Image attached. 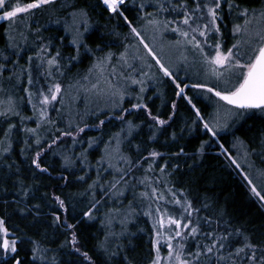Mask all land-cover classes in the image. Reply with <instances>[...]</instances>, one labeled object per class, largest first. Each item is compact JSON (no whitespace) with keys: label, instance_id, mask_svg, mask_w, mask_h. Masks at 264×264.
Instances as JSON below:
<instances>
[{"label":"snow or ice","instance_id":"1","mask_svg":"<svg viewBox=\"0 0 264 264\" xmlns=\"http://www.w3.org/2000/svg\"><path fill=\"white\" fill-rule=\"evenodd\" d=\"M128 2L129 0H98V3L106 9L108 19H115L118 23L123 21L129 28V35L138 38L143 44L146 54L139 59L143 61L144 67L151 71L153 64L148 63L150 56L154 58V64L158 67V72L153 74L154 78L160 73L168 78L175 98L170 101L173 111L167 120L160 114H153L146 102L145 80L140 77H147L149 73L136 68H132V75L117 72V65L128 63V49L125 48L120 52L119 60H116L111 49L105 52L101 43H97L94 48L89 45L85 37V33L89 31L88 9L73 5L68 10L63 0H29V2L0 0V20L8 24L5 29L8 43L4 50H0V58L5 61L0 63V76L7 69L8 78L15 80L13 88L17 93L21 91L22 78L27 82L22 88L26 95L0 94V118H3L5 123L10 117L19 118L24 131L21 153L28 157L29 150L35 149L29 162L41 171L48 170V166L42 162L44 156L54 147L59 148L68 140H71L73 146L80 145L82 150L80 153L65 151L64 164L74 165L76 161L72 156L76 155L85 165L81 171H86L89 149L104 143L103 153L96 166L97 176L85 189V192L92 195V199L87 205V210L81 209V216L87 220H94L101 207H106L109 202L116 204L118 201L127 200V205L106 207L101 223L111 226L113 220L119 218L120 224L124 226L129 221L139 222V219L146 218L151 231L146 228L139 231L149 236V255L144 257L147 264H264V239H257L254 229L233 226L230 217L225 219L224 206L217 207L218 200L209 199L208 192L193 194L191 186L177 187L185 183L183 179L177 177L179 165L171 164V158L164 160L163 163H159L158 160V158L162 159L163 155H167L166 153L162 154L155 147L142 148L141 145L135 146L137 155H132L131 152L125 153L120 145L127 137H120L118 133L110 136L108 141H103L99 137L79 139L90 125L84 123L81 126L82 120L78 122L70 112L65 117L64 113L67 109L64 107L63 97L66 88L73 87V84L66 85L61 79L66 75L65 65L62 62L63 53L51 38L40 35L43 25L36 29L31 27L33 22L39 23L36 19L37 12L46 15L49 23L62 25L63 31L71 36L70 43L75 48V55L67 58L68 65L78 61L82 54L103 53L96 57L88 69L89 73L93 70L98 72L96 83H90L85 87L81 81H87L88 77H81L73 83L86 92H93L108 99L112 108L120 111V119L126 121L128 136L140 127L135 121L127 120V115L133 110H143L151 118L152 127L156 131L149 139L154 140L156 132L160 131L159 126L167 125L173 119L178 107V99L184 100L196 119L191 121V125L181 128L180 133L185 130L191 131V128L197 126L199 122V126L203 127L207 136V139L201 140L192 155L188 157L192 159V164L187 165V170L191 171L194 167H198L207 149L213 146L226 155L231 164L239 168L236 158L221 142L219 130L234 126L229 122L242 120L246 114L254 115L253 110L264 113V5L257 12L240 5L236 0H139L138 4L133 0L136 9L143 12L140 17L142 22L146 21L154 31H159L161 34L171 31L176 36V39L169 44L180 49L181 54L176 60H172L159 55L145 42L141 31L129 18L130 10L126 7ZM146 8H151L152 11H147ZM61 10L63 15L52 19V16ZM233 12L237 20L242 23L232 24L231 33L234 42L225 47L223 27L227 21L224 17ZM254 20L255 28L251 27ZM81 21L83 24L80 23ZM30 35L34 38L30 39ZM100 38L104 40L106 37L101 33ZM57 39L63 42L66 37L59 36ZM33 46H36L35 50ZM53 47L56 48L55 52L51 51ZM189 51L193 53L191 61L187 55ZM24 52L29 54L25 64L21 65L19 61ZM12 56L16 59L7 63ZM184 65L188 66L187 69ZM193 67L196 70L190 75V69ZM104 71H109L107 77L103 76ZM181 71H184L183 78L179 75ZM113 74L118 77L115 82L111 79ZM130 85L139 86V91H129ZM0 93H7L2 83H0ZM125 97H132L136 102L124 107ZM198 97L212 102L211 112L202 111L198 106L200 104ZM147 99L150 100L151 97ZM25 102L31 106V116L22 115V105ZM105 107L107 108L108 105L105 104ZM52 112L56 113L55 117L51 115ZM97 112H100V109H97ZM33 118L36 126L28 127L27 121ZM106 119H99L96 127H102ZM16 127V124L8 123L4 130L0 145L7 144V146L0 148V155L12 151V130ZM123 131L124 129H121V132ZM41 132L45 135H41ZM171 136L175 139L177 133L174 131ZM114 138H116L115 147L111 143ZM235 140L244 143L239 137ZM85 143L88 145L87 148L83 147ZM261 143L264 144V133H261ZM183 154L184 147H180L176 153H173L172 158H179ZM196 156L201 160H196L194 158ZM105 162L107 168L101 173L99 169ZM0 163L9 170L12 169V164L7 161ZM170 164L171 168H169ZM109 172L112 175L104 180V176ZM261 175L264 176V173ZM244 176L250 186V194L258 199L261 207H264V188H258L247 173H244ZM60 179L68 181V177L64 175H61ZM79 179L83 180L84 177ZM64 186L66 187L67 184ZM98 192L101 193L99 198H97ZM21 194L25 197L29 195L26 188ZM129 195L131 199H128ZM211 196L215 197L216 194L212 193ZM51 199L57 206V210L50 213L51 223L56 227L63 226L70 232L66 242L83 257L82 264H97L87 251H81V247L77 246L79 236L76 229L81 221L75 224L68 223L66 215L62 218V212L67 213L69 210L66 200L55 193L52 194ZM15 202L16 198L13 197V203ZM33 208L37 210L38 216L40 205L28 204L18 211L31 214ZM213 208L215 212L210 211ZM10 218L7 213L0 214V264H9V262L54 264L56 257L50 258L47 255L51 250L50 246L43 247L39 240H30L31 247L24 248L27 233L19 226L9 224ZM33 221H36L35 216ZM123 231L124 229L121 233L105 232L104 240L98 244V248L107 253L105 264H111V261L116 259L119 260V264H138L134 257L129 256L128 246L119 241L115 251L108 250L111 236L122 235ZM259 235L264 236V232H260ZM131 251H135V248Z\"/></svg>","mask_w":264,"mask_h":264},{"label":"trees","instance_id":"2","mask_svg":"<svg viewBox=\"0 0 264 264\" xmlns=\"http://www.w3.org/2000/svg\"><path fill=\"white\" fill-rule=\"evenodd\" d=\"M264 0H236L242 6L249 8H256L262 5ZM22 2H29V0H22ZM63 3L70 10L73 5L77 7H84L89 12V31L85 33L86 40L93 48L97 43H101L104 47V51L111 49L113 55L117 53V50L123 48V45L131 42L129 39V28L125 26L123 21L119 23L115 19H108L106 9L102 4L98 3V0H63ZM139 0H136V4ZM136 4L133 0H129L126 7L129 8V18L133 21L140 20L143 12L136 9ZM55 7V5H54ZM147 11H151V8H146ZM235 12L232 13L234 17ZM63 15V10L54 14L52 19H56L57 16ZM231 15L224 17L227 21L223 27L225 38L228 37V33H231L230 27L231 21L236 22L230 18ZM232 17V18H233ZM36 19L39 23L33 22L31 27L33 29L40 28L41 25L44 28L41 30L40 35L44 38H51L56 47H59L63 53L62 62L65 65L66 75H63L61 79L66 85L73 84V87L69 88L72 92L69 102L64 103L67 111L64 113L65 117L69 112L72 117L78 122H81V126L84 123L90 125L85 129L79 137L81 140H86L88 137H99L103 141H108L113 134H120V137H127L123 140L120 147L125 153L131 152L132 155H137L135 150L136 145H141L142 148L151 149L157 148L163 155L162 159H159V163H163L164 160L171 158V164L179 165V172L177 177L183 179L185 183L183 185H177V187H189L191 186L193 194L199 192L203 194L208 192L209 199H217L218 204L224 206L225 219L231 218L230 223L235 227H245L249 230L254 229L257 239H264V236H260V232H264V207L260 206L258 199L250 194V186L247 184V180L244 173L248 174V177L257 184L258 188H264V144L261 143V133H264V113H260L258 110H253L254 115L246 114V117L242 120L230 121V124H234L226 129L219 130L220 140L224 144V147L231 152L232 156L236 158V162L239 164V168L235 164H231L230 160L215 146L207 149L206 155L202 158V162L198 167H194L191 171L187 170V165L192 164V159H188L192 155L194 149H196L201 140L207 139L204 134L205 130L202 126L198 125L191 128V131L185 130L182 134L180 129L185 125H191V121L196 119L190 106L186 104L184 100L178 99V107L175 111V115L167 125L159 126L160 131L156 132L154 140L149 138L152 133L156 131L152 127V120L148 117L143 110H133L130 115H127V120L135 121L140 124V127L132 132L131 136L127 134L126 121L120 119L119 110H104L97 112L91 103L84 102L82 95L78 94L79 89L75 87L74 80H79L81 77H89L86 73L89 65L94 62L97 56L103 53L96 52L95 55L82 54L78 61H74L73 64H67V58L75 55V48L71 45V36L63 31L62 25H55L48 22V17L37 12ZM83 24V21L80 22ZM231 23V24H230ZM8 24L5 21H0V50H4L8 43V39L5 35V29ZM111 30V31H110ZM101 33L105 35V39L101 40ZM59 36L66 37L65 41L57 39ZM30 39L34 37L30 35ZM17 39L19 37L17 36ZM22 43V41H21ZM36 46H33L35 50ZM12 51V49H7ZM51 51L55 52L56 48L53 47ZM29 53H22V58L19 63L25 64L27 55ZM14 56L9 57L7 63H11L15 60ZM0 63H5L3 58H0ZM153 74L158 72V67L153 62ZM183 78L184 71L179 73ZM9 71L6 69L2 76H0V83L3 84V88L7 90V93L0 94H17L26 95L23 93L22 88L26 86V79L21 80V91L16 92L13 88L15 80H10ZM75 85V86H74ZM136 87H131V91L137 92ZM147 90L144 93L146 102L149 104L153 114H160L163 119L167 120L169 114L173 111L170 101L174 99V93L172 85L168 82V78L163 77L162 73L153 76L151 81L145 87ZM155 93V95H154ZM151 97V99H147ZM67 95H64L65 100ZM200 100V106L204 113L212 111V102L203 97H198ZM68 101V98L67 100ZM136 102L134 98L126 99L124 107H128L130 103ZM59 107V105H57ZM96 113V115H93ZM111 113V115H110ZM22 115L31 116V106L26 102L22 105ZM51 115L55 117L56 113L52 112ZM106 119V123L97 128L99 119ZM33 120L27 121L28 127H35ZM143 122V123H141ZM8 123L16 124L17 127L12 130V151L3 153L0 155V161H7L12 164V169L9 170L3 163H0V214H9V224L17 225L20 229H23L27 233V237L24 241V248L31 247L30 240H39L43 247H49L50 251L47 255L51 258L56 257L54 264H82L83 257L76 253L71 247V244L66 242L70 237V232L63 226L56 227L51 223L50 213L57 210V206L52 203V194L61 195L68 204V212H62V218L67 216V222L75 224L77 221H81L77 226V233L79 236L78 247H81V251H87L89 255L97 262V264H105V258L107 253L103 249L98 248V244L104 240L105 232L121 233L123 234L111 236L108 242V250L110 252L115 251L117 241L121 244H125L129 249V256L134 257L138 264H147V260L144 257L149 255L150 243L149 236L139 229L146 228L151 231L149 222L146 218L139 219V222L132 220L126 225L112 223L111 226H107L101 223V218L104 215L106 207H119L121 204L127 205V200L118 201L116 204H109L106 207H101L100 212L97 213V218L94 220H87L82 218L81 209L87 210V205L92 199V195L85 192L88 184L97 176V162L99 157L103 153L104 143H100L98 146H93L88 151V167L86 171H81L82 164L80 158L76 155L72 156V159L76 161L74 165H65L63 162V155L65 151L72 153H80L81 146H73L71 140L62 144L61 147H54L52 151L48 152L44 156L43 163L48 166L47 171H41L36 169L30 164V156L35 149L29 150V156L26 157L21 153L23 146L24 131L19 118H8L7 123L3 118H0V138L4 136V130L7 128ZM61 128L63 125L61 124ZM121 129H124L121 132ZM177 133L175 139L172 138V132ZM41 135H45L41 132ZM241 138L244 143H238L235 138ZM115 139L111 142L115 147ZM29 142H32L30 137ZM130 142V143H129ZM215 145V141L213 142ZM235 144V147H233ZM7 144L0 145V148L6 147ZM84 148L88 145L85 143ZM180 147H184V154L179 158H172L173 153H176ZM255 149V151H253ZM146 155V153H145ZM196 160H201L199 156L194 157ZM171 164L169 168H171ZM159 167V164H157ZM107 168V162H105L99 169L101 173ZM239 169V170H238ZM242 169V171H241ZM241 171V173H240ZM15 173V175H13ZM61 175L67 176L68 181L60 179ZM112 175L109 172L104 176V180H107ZM140 175V173H137ZM10 177V178H9ZM80 177H84L80 180ZM19 180L20 182H17ZM67 184L65 187L64 185ZM27 189L29 195L27 197L21 194L23 189ZM20 189L21 191H18ZM215 193L216 196L212 197L211 194ZM100 192L97 193V198L100 196ZM13 197L16 198V202L13 203ZM131 199V196H128ZM28 204L40 205L39 215L37 216V210L33 208L31 214L19 212V208H23ZM62 211V210H61ZM210 211L215 212V208ZM36 217V221H33V217ZM20 234V233H17ZM135 248V251H131ZM24 254L23 252L21 253ZM30 255V253H29ZM11 264V262H9ZM42 264V262H38ZM111 264H119V260L111 261Z\"/></svg>","mask_w":264,"mask_h":264},{"label":"rangeland","instance_id":"3","mask_svg":"<svg viewBox=\"0 0 264 264\" xmlns=\"http://www.w3.org/2000/svg\"><path fill=\"white\" fill-rule=\"evenodd\" d=\"M262 5H264V1H263ZM261 6L260 7H256V8L254 7L252 9L256 10L257 12H259L261 10ZM232 17L233 16L231 14L230 18L233 19V20H237L235 14H234V17L233 18ZM0 21H2V20H0ZM232 22L234 23V21H231V23ZM236 22H241L242 23V21H240V20H237ZM142 24H143V26H142ZM134 26L138 27V29L141 31L142 36L145 38V42H147L150 46H152L153 49L159 55L171 58L172 60H176V58L181 54V50L180 49H178V48H176L174 46H171L169 44L170 41H174L176 39V36L173 35L171 31H165V32H163L161 34V32H159V31H154L152 26L148 25L146 21L142 22L141 19L139 21H136L134 23ZM251 27H253V28L256 27L255 20L253 21V24L251 25ZM230 31H231V29H230ZM128 36H129V39H131V42H129L128 44L123 45V48L117 50V53L114 55V58L116 60H119V53L124 51L125 48H127L128 49L129 60H128V63L126 65H117L116 66L117 67V72L123 73V75H132L133 74L132 73V68L142 69L143 71L148 72L149 74H148L147 77H140L141 79L145 80V85L144 86L146 87L148 85V83L151 81V79L153 78L152 70H155V69L152 68L151 71H149V69L147 67H144L143 61H141L139 59L140 56L146 54V50L144 49L143 44L139 42L138 38H134L131 35H128ZM213 39H215V37H213ZM225 40H226L225 47L231 45L234 42L233 34L232 33H228V37L225 38ZM137 47H139V52H137ZM187 55L189 56V60L191 61L193 53L191 51H189L187 53ZM132 57H136V58L132 59ZM153 62H154V58L149 56L148 57V63L149 64H153ZM181 63H183V62H181ZM129 65H131V67H129ZM91 66H92V63L89 65V68ZM184 67L187 69L188 66L184 65ZM195 70H196L195 67L190 69V75ZM86 73L89 74L88 75L89 76L88 80L87 81H83L82 80L81 83H84L85 87H88L90 83H96V80H97L99 74H98V72L96 70H93L91 73H89V71H86ZM108 75H109V71H104L103 72V76L104 77H107ZM111 79H112L113 82H115L118 79V77H117V75L113 74ZM193 82H195V80ZM101 83L103 85V81H101ZM121 83H123L122 79H121ZM75 87H77L79 89L78 94L82 95V98L84 99V102L87 103V104L91 103V106L95 110H97V109H100V111H104V110L114 111V110H116V109L112 108L111 102L108 99H106L105 97L97 96L93 92H86V91H84L83 88H80L78 85H76ZM131 87L132 88L136 87L135 88L136 91L137 92L139 91V86L130 85L129 86V91H131ZM132 92H134V91L132 90ZM71 93L72 92L69 90V88H66L65 95H67L68 101H66L67 100V98H66L64 100V103L65 102L66 103L69 102V99H71V96H72ZM126 99L129 100V99H131V97H125V100ZM105 104L108 105L107 108L105 107ZM240 173H241V171H240ZM113 222L115 224L119 225L120 224V219L117 218V219L113 220Z\"/></svg>","mask_w":264,"mask_h":264}]
</instances>
